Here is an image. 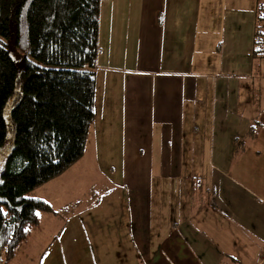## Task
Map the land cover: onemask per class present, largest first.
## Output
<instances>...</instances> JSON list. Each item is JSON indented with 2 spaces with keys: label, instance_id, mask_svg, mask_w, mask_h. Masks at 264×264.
<instances>
[{
  "label": "crops",
  "instance_id": "0c3cea01",
  "mask_svg": "<svg viewBox=\"0 0 264 264\" xmlns=\"http://www.w3.org/2000/svg\"><path fill=\"white\" fill-rule=\"evenodd\" d=\"M101 6L84 155L42 186L56 181L61 206L50 193L35 197L54 211L87 202L65 218L50 214L60 227L39 264H261L264 58L251 56L255 0ZM81 163L100 181L79 192Z\"/></svg>",
  "mask_w": 264,
  "mask_h": 264
},
{
  "label": "trees",
  "instance_id": "16d2710c",
  "mask_svg": "<svg viewBox=\"0 0 264 264\" xmlns=\"http://www.w3.org/2000/svg\"><path fill=\"white\" fill-rule=\"evenodd\" d=\"M104 1L0 0V264L39 227L40 213L65 218L87 202L54 211L29 194L84 155ZM254 10L251 56L264 58L260 0Z\"/></svg>",
  "mask_w": 264,
  "mask_h": 264
},
{
  "label": "rangeland",
  "instance_id": "374dc122",
  "mask_svg": "<svg viewBox=\"0 0 264 264\" xmlns=\"http://www.w3.org/2000/svg\"><path fill=\"white\" fill-rule=\"evenodd\" d=\"M101 5H103V2ZM80 165L83 171L81 172L82 178L80 177L78 179V186H79L78 191L82 185H85V184L94 185L95 181H100L99 179L100 175L98 174H94L91 176V173L87 171V173H90V176L89 177L85 176L84 165L83 163H81ZM102 176H103L104 181H105V176L108 178V175L106 173H102ZM114 176L116 177V175ZM49 185H51L50 188H48L47 186L40 187L32 191L29 194V196L36 197L39 194L41 195L43 193H50L51 195L49 198H52V200L54 201V207L57 209L61 205L58 203V199L56 198V195H57L56 181L52 182ZM83 197H80V198H83ZM86 199H89V198H86ZM39 215H40L39 216L40 217L39 227L31 231L29 238L27 239L25 243H23L20 246V248H18V251L15 257L11 261L10 264H39L41 255L43 254L44 250L48 248L50 241L55 236L56 232L58 231V228L60 227L58 225V220L52 217V215L46 214V213H40Z\"/></svg>",
  "mask_w": 264,
  "mask_h": 264
},
{
  "label": "built area",
  "instance_id": "2783aa9c",
  "mask_svg": "<svg viewBox=\"0 0 264 264\" xmlns=\"http://www.w3.org/2000/svg\"><path fill=\"white\" fill-rule=\"evenodd\" d=\"M263 259H264V255H263V257H262Z\"/></svg>",
  "mask_w": 264,
  "mask_h": 264
}]
</instances>
